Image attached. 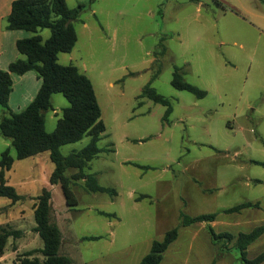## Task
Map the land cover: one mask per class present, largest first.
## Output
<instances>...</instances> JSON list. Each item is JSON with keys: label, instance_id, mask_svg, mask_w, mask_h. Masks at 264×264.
Returning <instances> with one entry per match:
<instances>
[{"label": "rangeland", "instance_id": "374dc122", "mask_svg": "<svg viewBox=\"0 0 264 264\" xmlns=\"http://www.w3.org/2000/svg\"><path fill=\"white\" fill-rule=\"evenodd\" d=\"M66 1L86 7L73 23L77 44L58 62L90 78L106 125L85 172L117 195L88 193L83 180L72 179L79 206L70 210L61 185L50 184L55 164L49 152L18 160L11 140L0 134V156L10 149L15 158L6 178L23 197L12 204L0 196V225L24 232L10 239L0 264L43 247L33 230V205L44 188L74 264H140L152 243L176 227L179 236L161 264H244L235 240L215 242L208 227L236 238L264 225V165L254 163H264V0ZM40 35L45 41L51 31ZM175 67L207 95L175 89ZM150 81L172 104L168 121L165 106L139 98ZM52 104L45 113L49 133L69 102L55 94ZM5 115L0 106V120ZM90 141L85 136L61 153ZM77 172L69 168L66 176ZM245 202L261 207L224 212ZM182 213L218 215L209 224L181 227ZM262 252L264 235L250 245L248 259Z\"/></svg>", "mask_w": 264, "mask_h": 264}, {"label": "trees", "instance_id": "16d2710c", "mask_svg": "<svg viewBox=\"0 0 264 264\" xmlns=\"http://www.w3.org/2000/svg\"><path fill=\"white\" fill-rule=\"evenodd\" d=\"M215 1L222 5L221 2ZM92 2L94 0H90V3ZM85 7V3H80L76 8H71L66 0H15L12 3L6 28L13 31L25 30L35 35L20 39L16 43L19 53L26 56L25 60L19 59L11 63L8 70L0 69V106L6 113L0 120V134L11 140L18 160L49 152L50 160L55 164L50 184L61 185L70 210L79 206V198L71 187L72 179L83 180L84 188L88 193H105L112 197L117 195L114 188L102 186L95 175L85 172L89 163L98 156L100 150L97 144L106 131L94 85L90 78L75 65H61L58 62L60 53H70L77 44L78 36L73 23ZM43 29L51 31L50 37L45 41L39 34ZM165 52L166 48L163 47L159 55L164 56ZM30 71H34L42 81L41 87L34 100L25 109L15 112L9 105L13 92L12 76L13 74L22 76ZM159 74L160 71L155 74L154 79ZM152 81L144 87L139 98H148L154 103L165 106L163 121H168L173 111L172 104L168 98L151 86ZM171 84L175 89L188 91L198 98L207 95L205 90L186 82L179 67H175ZM55 94H62L69 102V106L63 110L54 131L49 133L46 131L45 113L50 109L53 110L52 96ZM85 136L91 137L86 147L67 156L61 153L63 146L77 143ZM14 162L15 158L11 150L6 149L0 156V196L8 198L12 204L23 199L15 187L9 185L6 178V173L13 168ZM254 163L264 165L257 161ZM69 168L78 170L72 178L66 176ZM260 207L259 202H245L224 212L226 214L240 213L244 209ZM33 209L36 222L33 230L42 239L43 248L18 256L14 264H74L70 257L60 253L63 234L58 224L53 221L50 190L47 188L42 190V193L36 197ZM217 215V213H208L190 216L182 213L180 226L190 227L196 223L209 224L215 221ZM208 231L215 242L224 240L228 243L235 240V247L239 250L244 264L264 262V252L253 260L248 259L247 253L250 245L264 235V225L256 227L249 233L241 232L236 238L230 233H216L211 226L208 227ZM23 234L22 230H15L9 225H0V257L5 255L10 239H19ZM178 236L179 227H176L169 230L162 241H154L150 252L143 257L140 264H161L164 254ZM101 238V236L84 237L87 240ZM16 250L15 246L14 251Z\"/></svg>", "mask_w": 264, "mask_h": 264}, {"label": "crops", "instance_id": "0c3cea01", "mask_svg": "<svg viewBox=\"0 0 264 264\" xmlns=\"http://www.w3.org/2000/svg\"><path fill=\"white\" fill-rule=\"evenodd\" d=\"M14 1L15 0H0V69L2 70H8L10 64L19 59L22 60L26 59L25 55L19 53L16 47V43L20 39L30 38L35 35L34 33L25 30L13 31V30H8L6 28L8 25L7 19L11 13L12 3ZM12 78H13V92L10 96L9 105L13 111L19 112L25 109L34 100L41 87L42 81L37 77V74L34 71H30L22 76L13 74ZM58 226L61 229L60 225ZM34 227L35 225L33 226V229ZM27 234H29V232ZM16 245H18V243ZM60 253L63 255H67L72 259L71 257L72 253L68 252L67 250L65 251L63 250V241L60 248Z\"/></svg>", "mask_w": 264, "mask_h": 264}]
</instances>
